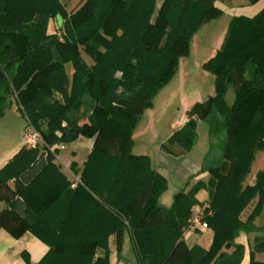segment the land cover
Segmentation results:
<instances>
[{"label": "trees", "instance_id": "obj_1", "mask_svg": "<svg viewBox=\"0 0 264 264\" xmlns=\"http://www.w3.org/2000/svg\"><path fill=\"white\" fill-rule=\"evenodd\" d=\"M216 1L162 0L156 10V0H85L68 13L61 0H0V115L12 99L24 129L36 130L44 143L42 151L23 144L0 167V192L11 198L0 195L6 203L0 228L14 236L30 231L48 246L37 263L22 251L24 264H109L108 238L114 234L120 257L125 232L138 264H239L240 232L255 233L249 264H264L255 258L264 254V224H254L264 205V167L253 185L245 184L257 151L264 150V6L229 20L220 48L203 64L214 75V94L195 102L163 145L187 152L197 121L203 122L207 181L180 191L164 208L158 197L166 179L147 155L132 152L140 116L189 55L198 29L222 15ZM79 137L92 145L81 169L70 163L79 179L72 187L54 159L61 144ZM202 187L209 201L201 221L211 228L212 242L189 248L183 230Z\"/></svg>", "mask_w": 264, "mask_h": 264}, {"label": "crops", "instance_id": "obj_2", "mask_svg": "<svg viewBox=\"0 0 264 264\" xmlns=\"http://www.w3.org/2000/svg\"><path fill=\"white\" fill-rule=\"evenodd\" d=\"M263 6L264 4L259 9H256L253 14L247 16H252L256 14ZM224 34L225 32L220 36L218 43L215 44V46L210 50V52H208L206 60L201 63V67L203 70H205L203 68V64L210 58H212L215 55L216 51L220 48L223 42ZM180 60L176 74L180 70ZM208 73L211 74L210 72ZM212 76L214 82V75ZM212 90L207 94L206 98L214 94V85L212 87ZM158 93L156 94V96L158 95ZM168 95H170V93ZM229 96L230 95L228 91L226 94V100L230 98ZM193 97L194 98H187L183 96L181 97L180 104L176 106L177 110H179V108L181 107L182 112L180 116H178V114H175L172 119L164 118L167 115V109L170 108L173 103L168 100H164L160 103L161 105H156V102L153 99L152 105L146 108L143 114L140 116L132 134V152L136 155H147L150 158L152 168L155 169L166 179V188L158 197V204L164 208H170L173 205L175 201V195L178 194L180 191L187 192L197 181H204L208 177L206 172L201 171L202 160L208 146V140L205 129L204 131H202L203 145L199 147L200 149L198 151H194V148L198 144L199 140L198 126L201 121H197V135L196 138L193 140L190 149L187 152L175 153L173 151L165 150L163 148V145L168 142L169 138L182 126L176 122L177 117H183L187 120L186 113L191 108V106L195 102L203 101L206 99H203L198 95ZM82 138L78 139L77 141H79L78 143L85 142L84 145L89 142L90 146L86 153L88 154L90 152L92 140L84 139L87 142L81 141ZM171 148L174 150L179 149L177 145H173V147ZM11 157H9L8 159H10ZM8 159L5 160L4 164L8 161ZM3 165H1L0 167H2ZM263 167L264 164L259 165L255 172L262 169ZM63 171L70 180H73L75 177L78 176L77 174L72 172L69 166L63 167ZM194 197L197 203L192 207V211L194 209L202 211V208L209 201V191L206 187L199 188L195 192ZM5 205V201L0 200V210H2ZM252 208L253 204L251 203L244 209L241 214V218L245 219L252 210ZM254 224L256 226H261L264 224V205L260 214L255 218ZM254 235L255 233L240 232L236 237L235 242L243 245L244 247V254L239 264H249L250 241ZM212 236L213 232L208 226L202 227L201 225H196L193 229H190V227L188 226L183 230V239L189 248L194 245H199L207 249L212 242ZM22 251H26L28 253L29 259L32 263H37L48 251V246L30 231H24L18 236H14L6 227L0 228V264H24V260L21 256ZM108 251L109 264H138L132 239L128 232H125L123 236L120 257L117 253L114 234H111L108 238ZM227 251L229 252L230 250ZM102 254L103 249L97 248L95 256H101ZM255 258L256 260L264 261V254H256Z\"/></svg>", "mask_w": 264, "mask_h": 264}, {"label": "rangeland", "instance_id": "obj_3", "mask_svg": "<svg viewBox=\"0 0 264 264\" xmlns=\"http://www.w3.org/2000/svg\"><path fill=\"white\" fill-rule=\"evenodd\" d=\"M61 1L64 3L66 11L68 13H72L76 11L85 0ZM246 1L247 0H217L215 2V5L222 9V15L203 24L198 29V31L193 36L189 56L183 57L180 60L179 72L172 78L168 85L158 93V95L154 99L156 105H161L160 103L164 100H168L173 103H171V107L167 109L168 112L164 119H172L175 114H178V116H180L182 108L180 107L179 110H177L176 105L180 104L182 96L187 98H194L193 96L198 95L205 99L207 94L212 90L213 76L202 69L201 63L206 60L208 52H210L215 44L218 43L220 36L225 32V29H227L229 20L233 16L239 14L251 15L256 9H259L264 4V0H261L254 4ZM161 2L162 0H156V10H158V8L160 7ZM62 25L63 19L61 26ZM59 35L61 36L63 34L60 32ZM82 56L85 58L87 63H92L91 59L87 57L83 52ZM66 73L68 78L71 80L72 68L68 65H66ZM228 91L230 98H228L227 101L228 103H230L233 97L232 88L228 89ZM169 93L170 95H168ZM55 96L59 100H62L63 98L62 94L58 92L55 93ZM10 104L11 107L5 109L4 114L0 115V166L4 164L5 160L13 156L24 144L22 135L26 124L25 120L18 112L16 103L12 99ZM205 128V124L203 122H200L198 126L199 140L198 144L194 148V151H198L200 149L199 147L203 145L202 131H204ZM80 138L82 137H79L78 139ZM84 139L86 138H82L81 141H86ZM77 140L72 141L68 144H61V146L63 145L64 148H62L60 153L55 156L54 162L60 165L61 171L63 173V167H70L69 163H71L72 161L77 163V168L81 169L83 166V162L86 160V157L88 155L86 153L90 146L89 142L86 141L87 143L84 145L85 142L78 143L79 141ZM43 145L44 143L43 141H41L38 149L39 151H42ZM261 164H264V150L257 151L254 161L252 162V168L245 179V184L253 185L254 177L256 174L255 171ZM207 175L208 179L209 174ZM76 178H78V176L73 180H75ZM207 179H205L204 181H207ZM9 185L10 187H14L12 181H9ZM1 194H5L7 196V199H11L10 197H8L10 196L9 191L0 192V195Z\"/></svg>", "mask_w": 264, "mask_h": 264}, {"label": "built area", "instance_id": "obj_4", "mask_svg": "<svg viewBox=\"0 0 264 264\" xmlns=\"http://www.w3.org/2000/svg\"><path fill=\"white\" fill-rule=\"evenodd\" d=\"M176 122L179 125H183L186 122V119H184L183 117H177ZM22 139H23V143L26 147L31 148V149H36L39 148L42 138L40 136V134L32 129V128H26L24 129L23 135H22ZM61 149L64 148V146H60ZM78 178H76L71 186L74 187L76 185V183L78 182ZM201 215H202V211L200 210H193L192 211V215H191V223L189 225L190 229L195 228L196 225H201L202 227H207L206 223L201 221Z\"/></svg>", "mask_w": 264, "mask_h": 264}, {"label": "water", "instance_id": "obj_5", "mask_svg": "<svg viewBox=\"0 0 264 264\" xmlns=\"http://www.w3.org/2000/svg\"><path fill=\"white\" fill-rule=\"evenodd\" d=\"M56 19H57V25L61 26V23H62L61 16L60 15H56Z\"/></svg>", "mask_w": 264, "mask_h": 264}]
</instances>
